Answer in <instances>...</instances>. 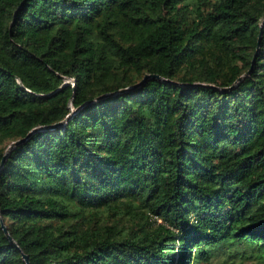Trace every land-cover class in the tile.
Segmentation results:
<instances>
[{
    "label": "trees",
    "instance_id": "16d2710c",
    "mask_svg": "<svg viewBox=\"0 0 264 264\" xmlns=\"http://www.w3.org/2000/svg\"><path fill=\"white\" fill-rule=\"evenodd\" d=\"M263 22L264 0H0V163L42 128L0 169V264H264Z\"/></svg>",
    "mask_w": 264,
    "mask_h": 264
},
{
    "label": "water",
    "instance_id": "95a60500",
    "mask_svg": "<svg viewBox=\"0 0 264 264\" xmlns=\"http://www.w3.org/2000/svg\"><path fill=\"white\" fill-rule=\"evenodd\" d=\"M263 23H264V22H263ZM260 38H261V34H260V36H259V42H260ZM258 48H259V47H258ZM250 72H251V70H249L245 75H243L242 77H240L239 80H241L244 76L248 75ZM150 77H157V78H159V79H162L159 75H149V74H147V75L144 77L143 81H141L140 83L136 84L134 87L139 86L140 84H142L143 82H145V81H146L148 78H150ZM68 82H69V81H66V82L64 83V85L67 84ZM71 110L73 111V109H71ZM71 114H72V113H70V115H68V117H67V119H66L65 121H61V122L55 123V124H53V125H49V126H47L46 128H56V127H58V126H62V125H64V124L69 120ZM41 129H42V128H40V127H38V128H34L33 130H31V131L29 132V134H28L26 137L21 138V139H18V140H16V141L12 142L11 145L8 147V149H7L5 155H4V157H3V159H2V161H1V163H0V169L3 167V165H4L5 161H6L7 156L9 155V153L11 152V150H12L13 148H15L17 145H20L21 143H23V142H25L26 140H28V139H29V138H30L35 132H37V131H39V130H41ZM0 221H1V223H2V227H3V229H4L5 233H6V235H7L8 238L11 240V242L15 244V241L13 240L12 236L9 234L8 229H7V226L5 225V223H4L2 217H0ZM24 260L26 261L27 264H31L30 261H29V257H28V255H24Z\"/></svg>",
    "mask_w": 264,
    "mask_h": 264
},
{
    "label": "rangeland",
    "instance_id": "374dc122",
    "mask_svg": "<svg viewBox=\"0 0 264 264\" xmlns=\"http://www.w3.org/2000/svg\"><path fill=\"white\" fill-rule=\"evenodd\" d=\"M71 81V80H69ZM72 82V81H71ZM236 253L234 252L230 256L229 250H220L218 252H215L213 257V264H253L256 259L253 257H250V253ZM198 264H204V263H198Z\"/></svg>",
    "mask_w": 264,
    "mask_h": 264
}]
</instances>
